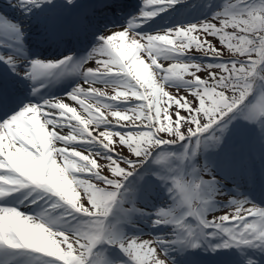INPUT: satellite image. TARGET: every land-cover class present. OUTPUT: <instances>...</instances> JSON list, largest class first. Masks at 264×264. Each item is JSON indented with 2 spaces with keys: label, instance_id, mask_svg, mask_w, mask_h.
Segmentation results:
<instances>
[{
  "label": "snow or ice",
  "instance_id": "obj_1",
  "mask_svg": "<svg viewBox=\"0 0 264 264\" xmlns=\"http://www.w3.org/2000/svg\"><path fill=\"white\" fill-rule=\"evenodd\" d=\"M52 2L19 0L21 5L34 8ZM146 2L156 7H142L126 27L105 31L80 63L73 65L71 57L31 62L25 73L29 79L61 76L71 70L81 76L83 86L73 89L64 101L26 106L10 119H0V198L21 189H41L58 198L52 207L69 206L80 222L65 227L43 216V222H36L13 208L0 207V251L39 254L40 264H93L90 254L94 246L102 237L112 236L105 221L118 205L124 182L156 149L189 141L198 145L236 115L264 125V71L259 70L264 65V0H225L222 10L209 20L155 35L135 29L176 0ZM73 3L65 0L66 5ZM0 28L15 33L19 42L18 27L0 23ZM193 33L214 38L230 58H224L213 40ZM195 55L217 62H181L182 57ZM0 60L12 63L11 57ZM91 61L95 67L90 66ZM161 61L169 62L168 66ZM98 84L111 87L114 94L106 96ZM180 85L187 96H173L165 90ZM116 103L128 107L117 109ZM184 125H188L187 133L182 131ZM76 144H91L104 151L74 150L71 145ZM117 146L127 155L116 151ZM191 154L195 155L194 147ZM178 159L183 161L184 156ZM195 173L193 169V174L186 176L177 169L163 178L170 181V197L184 215L158 211L154 225H174L179 230L175 243L192 247H196L193 237H202L204 229L223 233L227 237L223 247L264 244V210L255 206L244 209L248 204L245 200L230 201L227 206H236V213L219 216V222L204 217L212 181ZM186 217L199 221L195 233L184 224ZM52 225L59 226L50 230ZM112 242L132 264H170L156 255L157 249L163 253L162 245L167 241L129 238Z\"/></svg>",
  "mask_w": 264,
  "mask_h": 264
},
{
  "label": "rangeland",
  "instance_id": "obj_2",
  "mask_svg": "<svg viewBox=\"0 0 264 264\" xmlns=\"http://www.w3.org/2000/svg\"><path fill=\"white\" fill-rule=\"evenodd\" d=\"M146 1V0H144ZM213 1V0H211ZM216 2V4L214 5H210V7L207 8V2L208 0H176V2L170 6L167 7L166 9H164L163 11L166 13H168V17H172V19H174L173 22L168 23L169 26L166 27L165 29H156L157 31H159L156 34H161L164 33L166 31H169L173 28H177V24L181 25V28H184L188 25H190V22L188 19L182 18L181 17V13H183L184 11L181 9L184 6H188L191 7L193 5H196L195 8L191 9V11L193 12L194 9L197 10L195 12V18L196 20H198V22H203V21H207L209 20L214 14H212L213 10L215 9H219L222 10L223 5L225 3V0H214ZM65 0H53V2L51 4H44L39 8H34V7H27V9L30 10V13L32 14V12H35V16H33L34 19L41 21L42 20V24L47 27L48 22L50 23V19H49V15L44 11L45 8H47L49 11L59 14L60 8H62V6H64ZM147 3V2H146ZM177 3V4H176ZM55 4V5H54ZM13 5L17 10V18L23 21H25L23 17V12H25L27 9L24 8V5H21L19 3V0H13ZM154 8V7H153ZM152 8V9H153ZM37 9H39V11H37ZM187 10H185L186 12ZM161 12V11H160ZM9 21V20H8ZM170 21V20H169ZM10 22V21H9ZM8 22V24H10ZM39 23V22H38ZM144 24V23H143ZM166 24V23H165ZM194 24V23H191ZM11 27H18V29H21L22 26L19 23H15V24H10ZM218 26V25H217ZM141 29V27H140ZM166 30V31H165ZM148 35V34H145ZM193 35H198V38L200 39H209V40H213V42H215L214 38L212 37H206L204 36L202 33H193ZM142 57V56H141ZM143 58V57H142ZM200 59L201 62L203 64H214L217 61L208 57H202L199 55H195L191 58L189 57H182L181 58V62H186L189 59L193 60V59ZM145 59V58H143ZM147 62V59H145ZM212 60H214L212 62ZM209 62V63H208ZM161 63H163L165 65V67L168 66L169 62L167 61H161ZM90 66L95 67V62L91 61L90 62ZM201 76H203V73L200 74ZM81 77V76H80ZM81 82V81H80ZM170 83H178V82H170ZM85 87H87V85H84ZM101 85H96V87H100ZM183 86L180 85L179 87H173L172 89L174 90V93L172 94L173 96L176 95H185L187 96V93H185L182 88ZM258 87H261L260 85ZM179 88H182V90L179 91ZM111 90H109V88H107V92H112L114 93V90L112 88H110ZM172 89H165L166 91H169L170 93H172L173 91H170ZM176 89H178L179 92L175 91ZM110 94V93H109ZM256 95V93H255ZM254 95V96H255ZM189 99H191L190 97H188ZM128 105H119L116 106L117 108H125ZM170 112H174V108H170L169 109ZM109 119H111V117H109ZM233 137H235V135H232ZM256 142V143H255ZM192 142H187V143H180L178 144L177 147H175L174 151H173V156H169L167 157L166 160L161 161L160 157L164 154V147L158 148L154 151V153L150 156L149 158V162H147L145 165H140V167H138L136 169L137 174H142L143 176V180H142V185L143 186H139L138 190L133 192V194L128 195V193L126 192L127 190H125V192L123 193V201L126 202V198H128V200L130 202L133 201V198L135 196H138L141 194V192H143L144 194H147L148 192H153L154 194H160L159 191H165L167 193V195H169V187H170V181H168V183H164L162 184L161 182H159L160 179H162L165 176H172L175 173V170L180 169L186 176H190L193 174V169L196 170V168H201L202 170H200V173L204 176L203 178L205 179H209L212 181V183L209 185L210 191H211V195L209 197H207V204L204 208V217L209 219V220H213L216 222H219V216L221 215H234L236 213V206H227L228 204H226L227 202H222V201H228V203L232 200H237V201H241V200H245L248 202V204H245L243 206L244 209H248V208H252L253 206L264 210V205L258 203V201H255L254 198H249L248 196H242L240 194L238 195H231V193H228L226 191H224L223 189L219 188L217 181H223L226 182L227 178L226 176L228 174L229 177H231L233 174H238V175H245L246 177H251L252 179V192L256 190V185L255 182L258 180V177H260L263 182H264V125H262L261 129L256 133V138L254 139L253 143L251 144V148H252V152H248L246 150V148H242V153H243V162L242 163H238L236 157H235V153L234 152H229L230 157L226 158V162L225 163H220L217 159L213 158V156L210 153L204 152L201 156L202 159V166H198L197 164H199L198 162L195 161L196 156L191 154V150H192V146H191ZM193 144V143H192ZM71 147H76L74 149H85L88 152H96V153H102L104 150L100 147L91 145V144H85V145H74ZM116 151L121 152L124 155H127L126 150L120 148L119 146L116 147ZM183 155L184 156V160L181 161L178 159L179 156ZM190 157V158H189ZM101 163H103V161H101ZM258 167V168H257ZM259 169V172L257 171ZM105 175H110L109 173H107L105 171L104 173ZM195 175H199V171L196 170ZM131 178H127V180L125 181V184L123 185V188L129 184ZM140 183V182H139ZM100 187H103V185H99ZM130 187V186H129ZM128 187V188H129ZM232 189H236L234 186ZM34 192V191H32ZM135 195V196H133ZM253 195V194H252ZM251 195V196H252ZM126 197V198H125ZM46 203V202H45ZM164 205L162 208H160L159 210L157 209H153V210H142L141 213L147 214V211L149 213H157L158 211H169V210H173L174 215L175 214H179V215H184V210L183 209H178L175 208L174 202L173 200L170 199L164 202ZM85 205L86 201H85ZM126 205H123V207H116V211L118 212H122L126 210ZM59 211L54 213H51V217H49L48 215H45V218H51L54 220H57L60 222V224L64 225L65 227H67L68 225H71L72 227H75L76 223L80 222V217L78 215L75 214H71V211H69V209L67 208V205H63L62 207H59ZM22 215L25 216H30L33 218V220H35L36 222H41L39 220H37L38 218L34 217L33 215L30 214H26L24 212H20ZM57 213H61L59 217H61L60 219H57L58 217H56ZM124 213V212H123ZM242 215H245V212L242 210L241 211ZM153 215V214H152ZM55 216V218H54ZM64 217V218H63ZM36 218V219H35ZM247 219H249V221H251L253 219V217L251 216H246ZM156 219V215L148 217L147 219H142L140 218L141 221L147 222L148 223V227H153L152 230H148L143 226H138L137 229L139 230H144L145 232L142 235H139L137 237H133L129 234H127L125 231H123V229L119 226L118 221L116 220H108V222L106 221V225L109 228V231L112 233L111 237L105 236L102 237L101 241L94 246L92 253L90 254V259L92 260L93 264H132L131 261H129V259L123 260L119 257L116 256L115 259H112L111 257H109V251L113 253H117L119 248L116 246L115 243H113V240H117V241H123L125 239H129V238H139V239H147V240H162V234L163 230H167V231H171L174 229V225L172 224H161V225H154V220ZM199 221L196 220L194 218V220H190L187 221V219L185 218L184 220V224L186 226H190L192 227L194 233L197 231V225H198ZM45 226H48L47 224H45ZM59 225L54 226V229H52L50 227V230H55ZM204 235L202 237L196 238L195 236L192 239V243L196 244L197 246H200L203 248L202 250V254H208L210 249H212V245H213V241L215 239H217L220 235H224L223 233H217V232H213L210 229H204ZM155 236H153V234ZM172 233V232H170ZM152 234V235H151ZM173 235L175 237H177L178 233L174 232ZM175 239V238H174ZM211 242V244L208 246L206 245L207 243ZM185 246H188L189 243H185ZM259 244H253L250 246V248H246L245 246L240 247V246H235V248L237 249V252H240L243 256H245L248 259H252L254 262H256L257 264H259L260 262L258 261L260 257L259 253L257 252V246ZM155 246V245H153ZM264 245H261L260 247H263ZM184 246H179L176 245L174 247V251L178 252L177 254L170 252L169 249H167V246L164 245V247H162V251L165 254V258L162 252L159 251V249H157V258L158 259H166L167 261L170 262V264H178L177 262L179 261L182 264H192L191 263V259L186 257L185 254L183 253V250H185L183 248ZM165 248V249H164ZM261 249V248H259ZM213 251H211L212 253ZM15 256H19L21 257V260L19 258L18 260V264H40V260L41 257L39 255H32V254H21V256L19 254H14ZM256 257V258H255ZM45 259V258H43Z\"/></svg>",
  "mask_w": 264,
  "mask_h": 264
},
{
  "label": "trees",
  "instance_id": "obj_3",
  "mask_svg": "<svg viewBox=\"0 0 264 264\" xmlns=\"http://www.w3.org/2000/svg\"><path fill=\"white\" fill-rule=\"evenodd\" d=\"M228 31L230 32L231 29H228ZM214 43H215L216 47H217L218 49H220V50L223 52L224 58H225V59H229V58H230V54L227 52V49L220 48L219 42H217V43L214 42ZM259 70H260V71H264V65L259 66ZM257 87H258V86H257ZM226 94L230 96V95H231V92H228V93H226ZM254 94H255V92L252 94V96L249 97L250 100L253 99ZM239 117H240V116H238V115L233 116V118L231 119V121L228 122L226 126H224V125L222 124V125H220L219 128H216V129H215L214 131H212L211 133H215V132H217V131L220 132V128H223V131H222V132H227V130H228V129L231 127V125L233 124V121H234L235 119L239 118ZM187 128H188V125H184L183 128H182V131H184L185 133H187Z\"/></svg>",
  "mask_w": 264,
  "mask_h": 264
},
{
  "label": "bare ground",
  "instance_id": "obj_4",
  "mask_svg": "<svg viewBox=\"0 0 264 264\" xmlns=\"http://www.w3.org/2000/svg\"><path fill=\"white\" fill-rule=\"evenodd\" d=\"M67 98V96H65V97H63V98H61V99H59V100H61V101H64L65 99ZM68 103H70V104H72V103H74V102H72V101H67ZM77 107H79L78 105H76ZM65 131L66 132H70V129H65ZM53 205V204H52ZM51 205V206H52ZM54 208V207H53ZM55 210H56V207L54 208Z\"/></svg>",
  "mask_w": 264,
  "mask_h": 264
}]
</instances>
